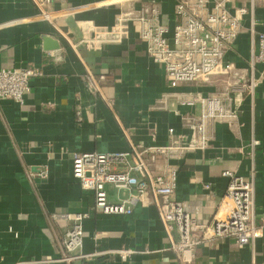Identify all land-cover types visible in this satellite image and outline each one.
Returning <instances> with one entry per match:
<instances>
[{"label": "crops", "instance_id": "1", "mask_svg": "<svg viewBox=\"0 0 264 264\" xmlns=\"http://www.w3.org/2000/svg\"><path fill=\"white\" fill-rule=\"evenodd\" d=\"M146 1L55 0L51 7L58 13L55 27L77 45L74 51L49 21L37 16L29 0H0V69L41 72L30 80L22 106L0 100V264H177L154 207L136 205L129 215L97 213L92 193L82 190L71 174L73 153L127 151L122 129L141 147L167 145L169 128L187 134L173 112L196 115L199 107L178 105L177 95L225 92L226 79L221 76L209 83L170 88L162 65L147 55L130 23L120 44L90 50L79 43L89 27L106 29L119 12ZM156 1L161 21L171 30L177 0ZM244 4L248 11L242 20L244 32L227 53L241 69L248 66L252 32L261 31L264 21V0H244ZM85 68L105 75L100 86L109 106L91 92ZM165 94L170 97L163 105ZM240 100L235 122L211 125L207 149L160 155L149 162L154 175L166 166L176 170L173 199L201 224L218 213L228 183L223 171L253 181L261 237L241 249L228 238L204 240L194 250L193 264H264V81L252 96L243 94ZM40 170L46 177L36 175ZM105 191L111 202L132 193L111 185ZM62 213L87 215L82 254L97 255L71 263L57 260L69 223L51 215ZM119 249L135 253L122 261L111 252Z\"/></svg>", "mask_w": 264, "mask_h": 264}, {"label": "built area", "instance_id": "2", "mask_svg": "<svg viewBox=\"0 0 264 264\" xmlns=\"http://www.w3.org/2000/svg\"><path fill=\"white\" fill-rule=\"evenodd\" d=\"M37 9L38 17L49 21L55 27V11L51 7L55 0H29ZM120 1V0H119ZM109 3V0H107ZM114 3V2H113ZM110 4V3H109ZM244 0H177L174 6L175 22L169 26L161 21V8L156 0H147L138 8L119 12L113 24L106 29L89 27L82 35L80 44L93 50L101 45L122 43L130 23L139 39L145 44L147 55L162 65L168 86L175 89L184 83H209L214 76L226 79L223 94L212 92L206 96L189 97L177 95V104L193 107L198 104L196 115L174 111L188 133L167 130L168 143L165 146L141 147L133 144L122 129L128 143L123 152H82L71 157V174L84 191L92 193L94 209L105 215H129L136 205L155 208L168 249L173 253L177 264H193L194 250L204 241L212 238H228L235 247L241 249L261 237V228L256 224L254 211V185L231 171H223L228 178L218 213L209 223L201 224L188 214L182 203L173 199L177 173L166 166L160 174L154 175L149 162L157 156L171 153L204 151L212 140L211 125L216 122L233 123L238 119L237 107L243 94L252 96L255 89L264 81V21L262 30L254 33L250 42V55L247 68H237L227 58L228 51L236 45V40L244 32L242 20L247 14ZM56 32L75 51L65 33L55 27ZM41 72L35 68L0 69V100H11L24 104L30 92L29 83ZM104 74H94L85 68V79L93 94L109 106L100 83ZM239 96V99L236 98ZM169 94L161 99L165 104ZM77 120L80 109L75 111ZM256 142H252V145ZM121 167L116 170L115 167ZM46 177L45 170L36 174ZM111 185L116 190L132 193L123 200H108L105 187ZM205 185V189H209ZM82 213L53 214L51 218L67 221L62 239L59 242L58 261L71 263L95 254H82L83 221ZM125 261L135 253L132 249L111 251ZM255 264V263H251Z\"/></svg>", "mask_w": 264, "mask_h": 264}]
</instances>
